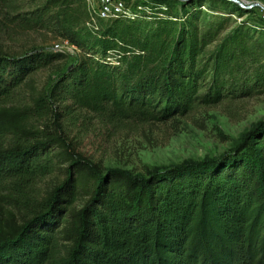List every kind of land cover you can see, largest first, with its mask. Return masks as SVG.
Segmentation results:
<instances>
[{
  "label": "trees",
  "instance_id": "1",
  "mask_svg": "<svg viewBox=\"0 0 264 264\" xmlns=\"http://www.w3.org/2000/svg\"><path fill=\"white\" fill-rule=\"evenodd\" d=\"M164 1L177 0H144L151 18L102 20L96 31L86 26L84 0H33L6 18L80 49L52 96L101 117L161 123L264 95V34L228 15L202 19L199 9L182 20ZM213 2L209 10L229 8ZM55 57L0 50V264H264V121L229 156L143 175L103 170L59 126H28L49 112L43 95L13 102ZM57 168L63 179L36 198L35 183Z\"/></svg>",
  "mask_w": 264,
  "mask_h": 264
},
{
  "label": "rangeland",
  "instance_id": "2",
  "mask_svg": "<svg viewBox=\"0 0 264 264\" xmlns=\"http://www.w3.org/2000/svg\"><path fill=\"white\" fill-rule=\"evenodd\" d=\"M229 1V0H228ZM229 1V8L209 10L213 0L164 1L174 16L187 20L199 9L202 19L208 13L230 16L233 25H244L255 35L264 34V0ZM1 2V1H0ZM0 6V50L10 54L46 52L56 56L52 64L40 67L27 77L13 97L16 105L30 104L31 98L43 95L49 103V112L34 115L28 126L35 131L53 130L57 126L72 148L97 163L103 170L122 168L134 174L162 171L170 166L205 158H219L235 153L242 136L258 122L264 121V95L217 106H198L184 117L161 123H141L130 118L108 119L59 103L53 88L68 69L76 63L79 48L54 51L59 37L46 30L20 31L14 28L7 16L11 9L33 7V0H5ZM65 105H69L65 108ZM57 110L58 117L52 113ZM63 179L60 168L32 188L36 198ZM7 190L0 185V194Z\"/></svg>",
  "mask_w": 264,
  "mask_h": 264
},
{
  "label": "built area",
  "instance_id": "3",
  "mask_svg": "<svg viewBox=\"0 0 264 264\" xmlns=\"http://www.w3.org/2000/svg\"><path fill=\"white\" fill-rule=\"evenodd\" d=\"M88 18L86 26L96 31L99 28V23L102 20H108L112 18H125L129 20H137L141 18H151L150 5L144 3V0H84ZM165 9V7H161ZM65 48H76L69 41L59 39L57 43L53 45L54 51H61Z\"/></svg>",
  "mask_w": 264,
  "mask_h": 264
},
{
  "label": "water",
  "instance_id": "4",
  "mask_svg": "<svg viewBox=\"0 0 264 264\" xmlns=\"http://www.w3.org/2000/svg\"><path fill=\"white\" fill-rule=\"evenodd\" d=\"M183 1V0H182ZM229 1H233V2H236L238 3L239 5H241L237 0H229Z\"/></svg>",
  "mask_w": 264,
  "mask_h": 264
}]
</instances>
